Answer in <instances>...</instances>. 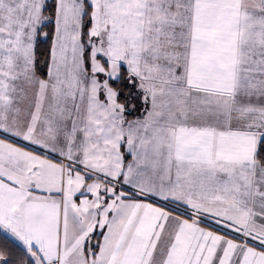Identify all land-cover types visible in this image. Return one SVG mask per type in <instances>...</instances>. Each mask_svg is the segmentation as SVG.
Listing matches in <instances>:
<instances>
[{
	"label": "snow or ice",
	"instance_id": "6c2138e0",
	"mask_svg": "<svg viewBox=\"0 0 264 264\" xmlns=\"http://www.w3.org/2000/svg\"><path fill=\"white\" fill-rule=\"evenodd\" d=\"M0 264H264V0H0Z\"/></svg>",
	"mask_w": 264,
	"mask_h": 264
}]
</instances>
